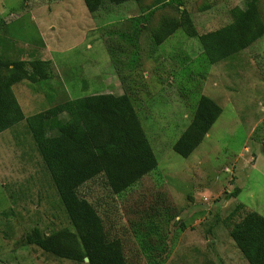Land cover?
<instances>
[{
    "label": "rangeland",
    "instance_id": "rangeland-1",
    "mask_svg": "<svg viewBox=\"0 0 264 264\" xmlns=\"http://www.w3.org/2000/svg\"><path fill=\"white\" fill-rule=\"evenodd\" d=\"M151 1L105 3L90 14L83 0H0V56L47 58L56 74L34 90L16 83L13 93L24 116L94 92L132 95L156 168L119 195L101 178L79 190L122 240L129 264H248L226 223L245 211L264 216V35L199 80L189 63L200 58L198 40L181 27L152 47V31L163 19H178L183 8L197 33L213 30L247 0H181L179 7L173 1L145 23L140 65L122 84L106 51V32L131 29L128 17ZM260 10L264 17V0ZM196 92L213 99L221 113L182 157L172 145L190 120ZM237 204L243 208L228 220ZM35 226L48 233L70 225L21 121L0 132V264H87L27 244L24 236Z\"/></svg>",
    "mask_w": 264,
    "mask_h": 264
},
{
    "label": "trees",
    "instance_id": "trees-1",
    "mask_svg": "<svg viewBox=\"0 0 264 264\" xmlns=\"http://www.w3.org/2000/svg\"><path fill=\"white\" fill-rule=\"evenodd\" d=\"M126 1L143 4V0H83V3L91 14L105 3L116 5ZM173 1L178 7L182 5L181 0H152L150 4L138 6V14L128 17L131 29L106 32V51L122 84L133 79L130 75L136 73L140 65L138 40L145 23L152 12ZM261 5L263 0H247L243 7L230 9L229 23L202 33L194 30L187 11L180 9L178 19H163L159 28L152 31L151 46L161 45L183 27L200 45V58L189 63H194L193 74L202 80L211 65L228 59L264 35ZM111 26L113 24L108 27ZM190 67L187 66V75L192 73ZM55 76L49 59L0 56V132L24 122L70 225L48 233L35 226L25 234V242L75 262H84L83 258L87 257V264H129L122 240L110 234L97 206L79 190L101 178L110 194L119 195L156 168V157L132 95L126 91L120 94L94 92L24 116L12 86L26 82L34 90L36 85ZM196 95L190 120L172 145L174 152L182 157H187L197 147L221 113V107L213 99L204 94ZM45 96L51 95L46 92ZM238 192L235 188L231 194ZM242 208L243 204H237L227 219ZM226 225L246 262L264 264V216L256 211H245L239 220Z\"/></svg>",
    "mask_w": 264,
    "mask_h": 264
},
{
    "label": "water",
    "instance_id": "water-1",
    "mask_svg": "<svg viewBox=\"0 0 264 264\" xmlns=\"http://www.w3.org/2000/svg\"><path fill=\"white\" fill-rule=\"evenodd\" d=\"M83 259H84V261H85V262H87V261H88V258H87V257H84Z\"/></svg>",
    "mask_w": 264,
    "mask_h": 264
},
{
    "label": "crops",
    "instance_id": "crops-1",
    "mask_svg": "<svg viewBox=\"0 0 264 264\" xmlns=\"http://www.w3.org/2000/svg\"><path fill=\"white\" fill-rule=\"evenodd\" d=\"M47 59V58H46Z\"/></svg>",
    "mask_w": 264,
    "mask_h": 264
}]
</instances>
